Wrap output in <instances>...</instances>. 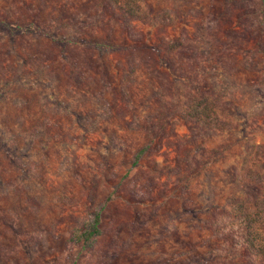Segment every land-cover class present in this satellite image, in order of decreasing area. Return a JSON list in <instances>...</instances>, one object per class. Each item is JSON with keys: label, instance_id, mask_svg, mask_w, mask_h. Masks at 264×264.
Wrapping results in <instances>:
<instances>
[{"label": "rangeland", "instance_id": "rangeland-1", "mask_svg": "<svg viewBox=\"0 0 264 264\" xmlns=\"http://www.w3.org/2000/svg\"><path fill=\"white\" fill-rule=\"evenodd\" d=\"M241 202L264 0H0V264H264L220 230Z\"/></svg>", "mask_w": 264, "mask_h": 264}, {"label": "trees", "instance_id": "trees-1", "mask_svg": "<svg viewBox=\"0 0 264 264\" xmlns=\"http://www.w3.org/2000/svg\"><path fill=\"white\" fill-rule=\"evenodd\" d=\"M142 151L137 154V158ZM136 158V159H137ZM241 203L237 207H232L233 212L225 217L220 230L227 235L231 241L237 246H245L255 260L264 256V219L258 220L254 216H250L245 212ZM261 218V217H260ZM100 214L95 213L87 227L76 235L77 242L89 243L100 234Z\"/></svg>", "mask_w": 264, "mask_h": 264}]
</instances>
